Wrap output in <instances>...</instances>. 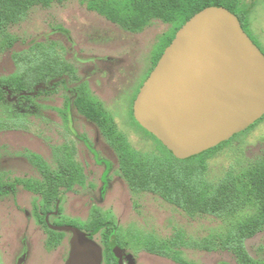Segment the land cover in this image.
I'll return each mask as SVG.
<instances>
[{"label": "rangeland", "instance_id": "rangeland-1", "mask_svg": "<svg viewBox=\"0 0 264 264\" xmlns=\"http://www.w3.org/2000/svg\"><path fill=\"white\" fill-rule=\"evenodd\" d=\"M242 7L251 10L250 33L264 51V0H242ZM174 30V24L157 21L142 32L129 33L89 10L81 0H68L50 7L33 6L24 21L0 32V85L21 77L31 84L23 92L12 93L7 87V102H0V170L35 178L42 168L32 163L29 154L40 155L48 163L49 173L61 172L64 166L59 167V163L71 158L83 169L86 182L65 197L63 219L90 237L92 232L87 227L116 222L118 238L128 245L123 249L125 255L142 258L140 264H177L151 253L146 245L178 231L185 232L188 239L200 240L220 232L228 223L211 216L191 217L158 195L132 192L121 176L117 153L98 126L79 113L74 96L76 88L89 91L90 87L133 149L160 155L158 142L133 119L132 103L147 80L154 56L163 48V39ZM51 54L63 69L70 67L68 71L50 75L44 67ZM12 94L19 98L12 99ZM263 157L264 118L208 162L206 177L211 183H219L229 170L240 171ZM22 197L21 205L32 211L35 195L27 192ZM42 205L48 206L46 201ZM12 207L8 197L0 196V254L11 250L16 255L20 248L15 239H2L8 224L20 222L14 218ZM257 213L250 208L243 214L252 217ZM32 221L34 224L36 219ZM94 239L103 243V231ZM245 244L253 263L264 264V232ZM50 253L55 258L66 255L61 245L49 252L42 248L40 254L48 258H32L31 264H54ZM183 256L191 264H239L226 251L185 249Z\"/></svg>", "mask_w": 264, "mask_h": 264}, {"label": "trees", "instance_id": "trees-1", "mask_svg": "<svg viewBox=\"0 0 264 264\" xmlns=\"http://www.w3.org/2000/svg\"><path fill=\"white\" fill-rule=\"evenodd\" d=\"M67 1L0 0L2 31L12 23L24 21L33 6L43 4L50 7L55 3ZM81 1L89 10L102 15L109 22L120 26L129 33L142 32L157 21L174 24L175 30L170 37L163 39V48L159 52L157 51L158 53L154 56L153 67L149 75L156 67L165 49L172 43L177 32L193 16L210 7H225L236 14L245 32L260 47L250 33L249 15L251 10L242 7V0ZM9 43L11 46L14 45L12 40H9ZM61 66L58 58H54L51 54L47 58L44 68L49 70L50 75L55 76L64 70L68 71L70 68L65 66L63 69ZM30 86L31 84L22 77L10 83L1 84L0 102H7L5 95L7 87H10L13 93V91L23 92L29 90ZM16 98L18 99L19 95L13 96L12 94V99ZM136 98L132 103V117L134 120L133 106ZM1 103L0 105H3ZM20 104L19 102V106ZM74 104L80 114L98 126L105 139L117 153L121 176L128 182L132 192L158 195L166 202L182 209L191 217L197 215L211 216L228 223L220 232L200 240L188 239L185 232L178 231L170 238L147 244L146 247L151 253L171 258L177 264H191L184 260L185 249H195L208 253L226 251L232 253L239 264H254L247 253L245 243L248 239L264 232V157L256 163H249L240 171L229 170L219 183H211L206 177L209 170L208 162L219 151L227 147L232 140L246 131L214 149L189 159L180 160L172 155L153 134L143 129L136 120L135 122L158 142L161 153L160 155L143 154L133 149L127 137L117 130L112 116L94 98L90 87L89 91L85 88H76ZM259 122L247 131L253 129ZM29 158L32 163L42 168L45 179L42 188H37L33 182H28V189L33 191L36 189L38 191L42 190L45 200H52L55 186H57L59 197H61L62 190L74 189L86 182L83 169L78 164H74L71 158L66 163H59L58 166L61 168L64 166V169L62 168L61 172L56 173H49V165L44 162L40 155L32 153L29 154ZM72 174H74V177ZM51 202L47 205L50 206ZM250 208L257 209V215L249 217L250 215L243 214ZM87 228L92 232L90 233L93 236L92 239L97 233L103 231L104 242L101 244L106 258H116L114 251L116 246L120 248L128 247L127 243H122L118 238L119 228L116 222L97 223L91 229Z\"/></svg>", "mask_w": 264, "mask_h": 264}, {"label": "water", "instance_id": "water-1", "mask_svg": "<svg viewBox=\"0 0 264 264\" xmlns=\"http://www.w3.org/2000/svg\"><path fill=\"white\" fill-rule=\"evenodd\" d=\"M133 113L177 159L214 149L264 117V52L236 14L225 7L204 9L165 49ZM53 228L72 235L67 264H102L104 249L88 233L75 226ZM114 251L124 256L122 248Z\"/></svg>", "mask_w": 264, "mask_h": 264}, {"label": "flooded vegetation", "instance_id": "flooded-vegetation-1", "mask_svg": "<svg viewBox=\"0 0 264 264\" xmlns=\"http://www.w3.org/2000/svg\"><path fill=\"white\" fill-rule=\"evenodd\" d=\"M264 118V117H263ZM262 118V119H263ZM259 122V121H258ZM45 176L40 170L39 174L34 178L30 176H18L11 171L0 170V194L8 197V201L12 204L14 209V218H19V223L8 224L6 229H3L4 235L2 239L6 242L15 239L19 244L17 254L12 255V251L3 252L0 254V264H31L32 258H48L40 254L43 248L46 252L53 251L58 246H63L66 255H61V258L55 254H49L48 256L53 259L54 264H67L70 254V241L72 235L68 232L59 231L53 227L60 226H73L66 222L68 219H63V208L61 205L64 202L66 196H70L75 191L74 189L62 190V196L59 197L57 186L53 190V198L50 206H43L46 201L44 199V193L28 189V182H33L37 188L43 187ZM31 193L35 195L36 200L31 202L32 211L21 205L22 194ZM26 197V196H25ZM24 197V198H25ZM27 199V198H26ZM25 199V200H26ZM40 202V204L37 202ZM27 201V200H26ZM9 212H11L9 210ZM36 219L33 224L32 220ZM56 219H62V221L56 222ZM18 220V221H19ZM26 220V222H24ZM30 221L32 224H28ZM11 231V232H10ZM10 232V234H9ZM12 238V239H11ZM45 245V246H44ZM124 248H122L123 250ZM64 256V257H63ZM10 258H14L11 260ZM142 258H129V255L119 258H103L102 264H140Z\"/></svg>", "mask_w": 264, "mask_h": 264}]
</instances>
